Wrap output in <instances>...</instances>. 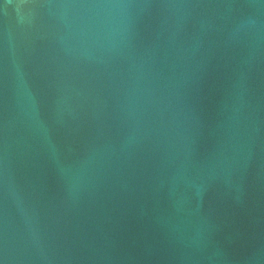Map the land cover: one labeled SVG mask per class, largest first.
<instances>
[{"label": "water", "instance_id": "95a60500", "mask_svg": "<svg viewBox=\"0 0 264 264\" xmlns=\"http://www.w3.org/2000/svg\"><path fill=\"white\" fill-rule=\"evenodd\" d=\"M0 264H264V0H0Z\"/></svg>", "mask_w": 264, "mask_h": 264}]
</instances>
